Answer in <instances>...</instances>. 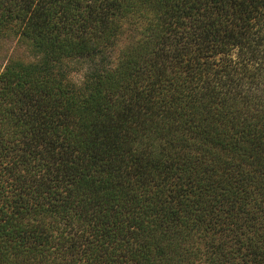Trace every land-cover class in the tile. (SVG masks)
Returning a JSON list of instances; mask_svg holds the SVG:
<instances>
[{
	"label": "trees",
	"instance_id": "16d2710c",
	"mask_svg": "<svg viewBox=\"0 0 264 264\" xmlns=\"http://www.w3.org/2000/svg\"><path fill=\"white\" fill-rule=\"evenodd\" d=\"M9 31L0 264H264V0H0Z\"/></svg>",
	"mask_w": 264,
	"mask_h": 264
},
{
	"label": "rangeland",
	"instance_id": "374dc122",
	"mask_svg": "<svg viewBox=\"0 0 264 264\" xmlns=\"http://www.w3.org/2000/svg\"><path fill=\"white\" fill-rule=\"evenodd\" d=\"M124 42L125 41L121 43L123 44ZM117 56L118 49L115 50L108 60H105L107 66L113 65ZM11 61H23L24 63L36 61V57L29 44L21 40L14 31L6 32L0 37V71H3L6 65ZM94 63L87 60L68 61L66 65L70 71L69 78L71 81L81 85L87 73H89L90 69L95 65Z\"/></svg>",
	"mask_w": 264,
	"mask_h": 264
}]
</instances>
